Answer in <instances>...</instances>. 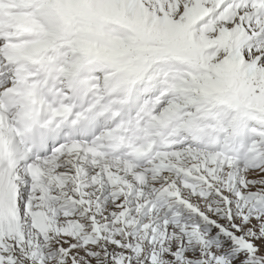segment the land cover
<instances>
[{
  "label": "snow or ice",
  "instance_id": "obj_1",
  "mask_svg": "<svg viewBox=\"0 0 264 264\" xmlns=\"http://www.w3.org/2000/svg\"><path fill=\"white\" fill-rule=\"evenodd\" d=\"M0 264H264V0H0Z\"/></svg>",
  "mask_w": 264,
  "mask_h": 264
}]
</instances>
